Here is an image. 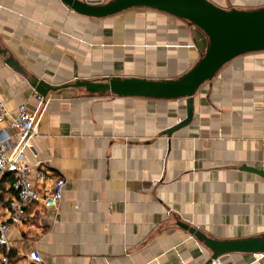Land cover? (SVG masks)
Returning <instances> with one entry per match:
<instances>
[{
	"label": "crops",
	"instance_id": "crops-1",
	"mask_svg": "<svg viewBox=\"0 0 264 264\" xmlns=\"http://www.w3.org/2000/svg\"><path fill=\"white\" fill-rule=\"evenodd\" d=\"M195 32L151 8L94 18L62 0H0V99L11 113L23 103L34 112L38 79H178L202 58ZM186 116L185 99L50 92L26 160L65 178L64 198L58 209L33 204L11 225V263L213 264V251L180 223L221 241L264 235V177L246 169L264 170V51L224 65L195 94L192 121L166 134ZM15 195L4 179L0 216ZM259 257L233 253L217 264H264Z\"/></svg>",
	"mask_w": 264,
	"mask_h": 264
},
{
	"label": "water",
	"instance_id": "water-1",
	"mask_svg": "<svg viewBox=\"0 0 264 264\" xmlns=\"http://www.w3.org/2000/svg\"><path fill=\"white\" fill-rule=\"evenodd\" d=\"M76 13L108 17L130 8H151L188 20L201 37L202 58L178 79L152 80L147 78L112 77L103 80L80 79L70 84L54 85L45 80L32 83L35 91L46 98L50 92L73 87L84 88L91 95L111 93L124 97L154 99H185L187 116L169 128L171 135L188 125L194 115V97L200 87L212 80L231 60L238 56L264 51V7L254 10L224 9L210 0H62ZM0 52H2L0 50ZM8 63L18 66L9 58ZM264 177V170L246 168ZM180 226L200 239L213 251L212 259L233 253L264 254V235L239 240L221 241L207 236L196 228Z\"/></svg>",
	"mask_w": 264,
	"mask_h": 264
},
{
	"label": "built area",
	"instance_id": "built-area-1",
	"mask_svg": "<svg viewBox=\"0 0 264 264\" xmlns=\"http://www.w3.org/2000/svg\"><path fill=\"white\" fill-rule=\"evenodd\" d=\"M37 99L39 106L36 111L31 112L23 103L14 113L0 99V183L11 179L16 193L3 205L5 214L0 216V264H12L8 238L11 225L24 223L28 219L27 209L33 204L58 209L64 198L65 178L51 177V172L41 161L32 165L26 160V152L32 147L40 110L45 102L39 94ZM11 129L15 132L11 133ZM32 172H35L36 182L31 179ZM49 181L51 184H48ZM30 258L35 262L42 261V255L36 251L30 254ZM263 258L264 254H260L259 259ZM213 264H217V260Z\"/></svg>",
	"mask_w": 264,
	"mask_h": 264
},
{
	"label": "rangeland",
	"instance_id": "rangeland-1",
	"mask_svg": "<svg viewBox=\"0 0 264 264\" xmlns=\"http://www.w3.org/2000/svg\"><path fill=\"white\" fill-rule=\"evenodd\" d=\"M105 1H108V0H105Z\"/></svg>",
	"mask_w": 264,
	"mask_h": 264
}]
</instances>
